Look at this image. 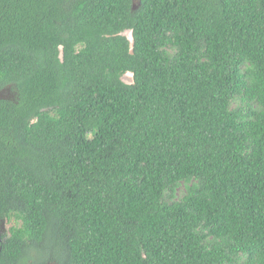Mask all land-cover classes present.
I'll use <instances>...</instances> for the list:
<instances>
[{"label":"trees","instance_id":"16d2710c","mask_svg":"<svg viewBox=\"0 0 264 264\" xmlns=\"http://www.w3.org/2000/svg\"><path fill=\"white\" fill-rule=\"evenodd\" d=\"M3 90L0 264H264V0H0Z\"/></svg>","mask_w":264,"mask_h":264},{"label":"rangeland","instance_id":"374dc122","mask_svg":"<svg viewBox=\"0 0 264 264\" xmlns=\"http://www.w3.org/2000/svg\"><path fill=\"white\" fill-rule=\"evenodd\" d=\"M124 35L129 38V40H131V33L130 32H126L124 33ZM123 81L125 83H130L131 82V75L127 74L123 77ZM12 97V94L10 93L9 90H3L0 92V98H4V99H10ZM14 225V222H4L2 225V231L3 233H7L8 229L10 226Z\"/></svg>","mask_w":264,"mask_h":264}]
</instances>
